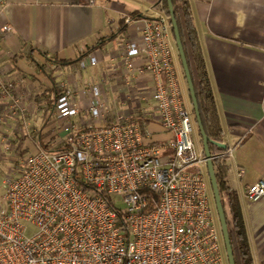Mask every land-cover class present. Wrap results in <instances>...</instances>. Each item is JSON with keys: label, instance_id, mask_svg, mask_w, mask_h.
I'll use <instances>...</instances> for the list:
<instances>
[{"label": "built area", "instance_id": "obj_1", "mask_svg": "<svg viewBox=\"0 0 264 264\" xmlns=\"http://www.w3.org/2000/svg\"><path fill=\"white\" fill-rule=\"evenodd\" d=\"M124 51L128 69L134 57L143 60L138 72L149 79L171 139L153 142L139 118L122 112L107 122L97 85L89 113L105 122L72 121L79 109L66 89L54 102L65 150L39 149L3 181L0 264H228L206 160L177 77L169 18L145 20L140 40L126 42ZM25 95L16 80L0 82V122L27 116ZM244 196H264V182Z\"/></svg>", "mask_w": 264, "mask_h": 264}, {"label": "crops", "instance_id": "obj_2", "mask_svg": "<svg viewBox=\"0 0 264 264\" xmlns=\"http://www.w3.org/2000/svg\"><path fill=\"white\" fill-rule=\"evenodd\" d=\"M189 2L221 119L223 144L229 152L228 183L238 195L254 264H264V196L257 200L244 196L247 187L264 182V0ZM131 13L150 19L159 14L134 0H0V82L16 80L26 93L27 108V117L0 122V164L16 153L12 146L3 145L5 137L14 142L18 133L22 135L26 128L37 125L38 110L50 109L49 90L53 87L50 76L58 90L69 89L72 93V102L79 109L72 121L96 127L105 122L89 113L91 87L97 85L100 101L108 111L107 122L113 121L115 112L138 116L146 121L144 127L153 142L171 139L160 124L149 79L138 72L143 60L134 57V69L126 67L124 44L139 41L143 22L150 20L143 17L127 23ZM121 19H125L127 27L117 34ZM4 27L10 28V32L1 34ZM111 36L114 37L108 39ZM172 40L177 77L185 104L191 108ZM30 49L35 50L33 56L42 69L24 57L11 63L13 56ZM91 56L96 59L95 65L89 64ZM66 60L78 61L67 66L53 63ZM46 68L50 74H46ZM51 104L53 111L54 102ZM47 121L37 129L36 141L32 135L22 142L24 159L41 149L39 141L48 150L65 141L61 137L64 132L59 129L64 123L54 117ZM196 134L199 150L201 141L198 131ZM238 169L242 170L240 177Z\"/></svg>", "mask_w": 264, "mask_h": 264}, {"label": "trees", "instance_id": "obj_3", "mask_svg": "<svg viewBox=\"0 0 264 264\" xmlns=\"http://www.w3.org/2000/svg\"><path fill=\"white\" fill-rule=\"evenodd\" d=\"M91 1V0H88ZM142 2L143 4L151 7L153 10L166 15L169 18L167 0H134ZM172 12L174 20L177 26L179 39L183 49L185 61L189 71L191 83L194 90L195 99L197 102L198 112L201 127L208 139V149L212 158L214 174L217 182V187L221 197V203L225 215V221L227 224L233 255L235 259V250L237 251L240 264H254L251 254L247 232L245 229V223L240 207L237 193L230 187L228 183V173L230 170L229 157L227 153V147L223 144V128L221 125V119L219 116L217 104L215 101L213 89L208 79L205 60L201 49L199 36L193 22L192 9L189 0H171ZM129 21L137 20L140 18L150 19L146 16H142L140 13H131ZM170 23V21H169ZM127 23L125 19L120 20V27L117 34L125 31ZM172 33V30H171ZM115 36V35H114ZM111 36L108 39H112ZM172 38L173 34H172ZM99 45L104 43L106 39L102 40ZM94 47L88 49L85 55H88ZM35 50H25L19 55H15L11 59V63H15L19 58H26L32 65L42 69L39 62L34 58L33 53ZM41 57H45L40 51H37ZM178 56V53H177ZM180 62V58L178 56ZM78 61V60H77ZM76 60L70 61H54L56 65L67 66L77 62ZM183 72V71H182ZM52 82V88L49 93L52 94L50 100V109L52 110V102H55L62 94L61 90L56 88L53 78L50 76ZM191 103V101H190ZM191 105V104H190ZM192 111V105H191ZM193 113V112H192ZM142 122L146 124L142 118L136 116ZM41 149L48 150L45 145L39 141ZM62 149H56L55 151H63ZM119 223L124 225L122 217L119 216ZM236 264V259H235Z\"/></svg>", "mask_w": 264, "mask_h": 264}, {"label": "water", "instance_id": "obj_4", "mask_svg": "<svg viewBox=\"0 0 264 264\" xmlns=\"http://www.w3.org/2000/svg\"><path fill=\"white\" fill-rule=\"evenodd\" d=\"M167 6H168V12H169V21H170V25H171L172 34L174 37L176 50H177L178 56L180 58V63L182 66L184 78H185L186 85H187V90L189 93V98H190L191 105H192L194 122L196 124L198 135L200 137L202 152H203L204 158L206 160V171H207V175H208V179H209V184H210V188H211L213 202H214V206H215V210H216V214H217V218H218V223H219V227H220V232H221V236H222V240H223V244H224V249H225V253H226V257H227V263L228 264H235V259H234V255H233V250H232V246H231L229 232H228L227 224L225 221V215H224V211H223V207H222V203H221V197L219 194V190L217 187V182H216V178H215V174H214L212 158L210 156L209 149H208V139H207L202 127H201L197 102L195 99L193 86L191 83L189 71L187 68L186 61H185L181 42L179 39L177 26H176V23L174 20L171 0H167Z\"/></svg>", "mask_w": 264, "mask_h": 264}, {"label": "rangeland", "instance_id": "obj_5", "mask_svg": "<svg viewBox=\"0 0 264 264\" xmlns=\"http://www.w3.org/2000/svg\"><path fill=\"white\" fill-rule=\"evenodd\" d=\"M45 72H46V74H50V69H47L46 68L45 69ZM56 75L57 74H55V76ZM58 83H62V82H58ZM35 114L37 115V118H38L37 125L35 124L33 126H30L28 129L26 128V130H24L25 132L23 133L24 135L23 134L21 135L20 133H18L19 135H18V137H16L17 140L15 139L14 142L13 141L12 142L9 141L7 139L8 137H5L6 140L3 141V145H5V146H9V145L12 146V150L13 149H16L15 150L16 153L14 152L15 154L9 160H8V157H7L6 161H4L3 163L0 164V205L2 203L1 197L3 195V188H2L3 181L5 179H7L8 177H11L14 174H16L18 172V170H19L20 165L26 160V158L24 159V157H23V154H24L23 152L24 151L21 150L22 142L25 139H29V136H32V135H33V137L35 135L34 140L36 141V134L35 133L38 132L37 129H40L44 123L47 124L48 123L47 120H48L49 117H54V110L52 111L49 108L43 109V110L41 109V110H38ZM25 117H27V116H25ZM9 118H11V117L6 118L5 120H7ZM60 128H63V125H59V129ZM196 136H197V134H196ZM196 136H195V140H196ZM56 142L57 141H55L53 143L56 144ZM14 145L16 147H14ZM56 145H58L59 147L58 146L55 147L54 150H56V149H62L65 146V141L62 140V143H59L58 142V144H56ZM197 151H198V147H197ZM205 169H206V166H205ZM213 206H214V202H213ZM214 208H215V206H214ZM215 214H216V210H215ZM216 219H217V223H218L217 214H216ZM218 225H219V223H218ZM235 259H236V264H240L239 257H238V254H237V251L236 250H235Z\"/></svg>", "mask_w": 264, "mask_h": 264}]
</instances>
